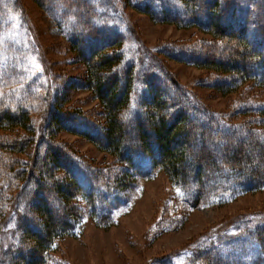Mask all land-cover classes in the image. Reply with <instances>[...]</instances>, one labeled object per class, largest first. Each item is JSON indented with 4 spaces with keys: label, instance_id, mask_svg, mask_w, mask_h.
<instances>
[{
    "label": "trees",
    "instance_id": "obj_1",
    "mask_svg": "<svg viewBox=\"0 0 264 264\" xmlns=\"http://www.w3.org/2000/svg\"><path fill=\"white\" fill-rule=\"evenodd\" d=\"M40 4L53 14L76 61L85 64L82 89L99 101L103 122L97 124L91 115L66 109L67 101H59L38 136L28 109L0 107V264H47L55 241L71 234L83 218L79 200L89 216L110 221L138 176L149 171L165 173L193 206L217 194L264 190V107L256 113L257 122L225 128L247 135L243 144L235 135L199 130L198 124L221 122L208 114L192 123L196 111H205L192 103L188 91L153 53L145 54L151 60L148 65L133 58L126 61L121 33L105 35L96 3ZM134 8L156 22L209 35L191 37L180 56L171 49L164 52L166 57L236 77L235 86L238 79L264 87V0H155ZM5 14L0 6V40L8 30ZM213 87L223 94L236 88ZM135 92L142 96L139 108L134 119L126 120ZM62 131L93 143L124 169L96 167L57 139ZM7 225L12 226V238L5 247ZM155 262L173 264L169 258ZM188 264H264V222L237 233H219L197 249Z\"/></svg>",
    "mask_w": 264,
    "mask_h": 264
},
{
    "label": "rangeland",
    "instance_id": "obj_2",
    "mask_svg": "<svg viewBox=\"0 0 264 264\" xmlns=\"http://www.w3.org/2000/svg\"><path fill=\"white\" fill-rule=\"evenodd\" d=\"M49 1L56 7L78 0H0L6 10L4 25L8 26L0 40V107L22 105L28 109L38 136L42 134L41 124L48 122L51 108L59 101H67L66 109H81L91 115L97 124L103 122L99 101L91 91L82 89L85 64L76 61L53 14L40 4ZM90 1L97 4L98 22L103 23L105 35L121 33L126 61L133 58L148 65L151 60L145 54L149 51L159 64L172 71L192 103L205 111L195 112L193 124L208 114L221 122L198 124L199 130L235 135L239 144L249 139L237 129L224 130L257 119L256 113L264 107V87L255 80L238 79L235 86L232 80L236 77L228 78L164 53L174 49L180 56L185 41L193 36L209 39V35L196 28L156 22L134 8H144L155 0ZM215 84L236 88L223 94L213 87ZM141 98L140 93H133L132 104L123 116L126 120L134 119ZM57 139L71 144L98 168L108 172L124 169V164H118L112 155L78 135L62 131ZM213 148L209 147V152L213 153ZM79 205L83 207V218L71 234L55 241L47 264H155L163 258L173 264H188L194 252L219 233H237L264 222V190L217 194L193 206L187 194L157 170L138 176L124 201L112 211L110 221L98 222L89 216L84 201L79 200ZM11 238L12 226L7 225L2 234L5 247Z\"/></svg>",
    "mask_w": 264,
    "mask_h": 264
}]
</instances>
